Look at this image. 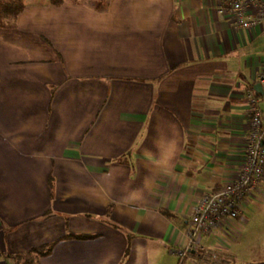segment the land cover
Wrapping results in <instances>:
<instances>
[{
    "label": "crops",
    "instance_id": "obj_1",
    "mask_svg": "<svg viewBox=\"0 0 264 264\" xmlns=\"http://www.w3.org/2000/svg\"><path fill=\"white\" fill-rule=\"evenodd\" d=\"M21 2L0 28V264L48 243L29 264H179L198 199L241 169L264 21L235 29L224 0ZM243 212L181 264L264 263Z\"/></svg>",
    "mask_w": 264,
    "mask_h": 264
},
{
    "label": "built area",
    "instance_id": "obj_2",
    "mask_svg": "<svg viewBox=\"0 0 264 264\" xmlns=\"http://www.w3.org/2000/svg\"><path fill=\"white\" fill-rule=\"evenodd\" d=\"M219 13L229 16L235 29L249 30L264 21V0H224ZM256 83L261 93L248 92L246 95L249 130L241 169L220 189L204 193L198 199L190 217L187 242L178 252L179 264L196 249L200 236L233 231L232 224L264 184V65L257 74Z\"/></svg>",
    "mask_w": 264,
    "mask_h": 264
},
{
    "label": "trees",
    "instance_id": "obj_3",
    "mask_svg": "<svg viewBox=\"0 0 264 264\" xmlns=\"http://www.w3.org/2000/svg\"><path fill=\"white\" fill-rule=\"evenodd\" d=\"M22 10V6L18 5L14 0L1 3L0 0V28H12L14 27V20L18 13ZM6 15V17H3ZM9 17V18H8ZM76 239H89L92 236H71ZM53 243L41 245L37 248H32L24 255L17 256V259H23L25 264H29L33 260L32 255L36 256V261L39 258L50 254ZM181 264V263H180ZM251 264H264V263H251Z\"/></svg>",
    "mask_w": 264,
    "mask_h": 264
},
{
    "label": "rangeland",
    "instance_id": "obj_4",
    "mask_svg": "<svg viewBox=\"0 0 264 264\" xmlns=\"http://www.w3.org/2000/svg\"><path fill=\"white\" fill-rule=\"evenodd\" d=\"M7 1H9V0H1V3H3V2L5 3ZM11 1H13V0H11ZM14 1L16 3H18V5L22 6L21 0H14ZM55 2H57V0H55ZM3 17H6V15H4ZM261 187H262L261 190H264V184H262ZM256 195L258 196V192H256ZM262 196H264V195H262ZM262 198H264V197H262ZM259 208H264V203L258 204V200L250 202L249 204H247V206L244 208L243 214H244V216H247L248 220H247V222L243 223V225L246 226V223H250L252 226H253V224H256L260 230V231H257L256 234H260L261 242H264V209H259ZM255 232H253V229L250 230V232H248L246 235V236H248V238H246V241H250V243L258 242L260 239H258V235L253 234ZM244 263L236 262V261H233V262L228 261V262H225L224 264H244ZM256 263H259V262H256ZM219 264H221V263H219Z\"/></svg>",
    "mask_w": 264,
    "mask_h": 264
},
{
    "label": "water",
    "instance_id": "obj_5",
    "mask_svg": "<svg viewBox=\"0 0 264 264\" xmlns=\"http://www.w3.org/2000/svg\"><path fill=\"white\" fill-rule=\"evenodd\" d=\"M253 89L257 92V93H261V87L260 85L257 83L254 85Z\"/></svg>",
    "mask_w": 264,
    "mask_h": 264
}]
</instances>
